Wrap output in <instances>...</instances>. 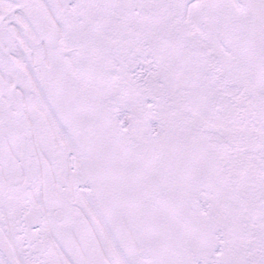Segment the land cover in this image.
Masks as SVG:
<instances>
[{"label": "snow or ice", "instance_id": "6c2138e0", "mask_svg": "<svg viewBox=\"0 0 264 264\" xmlns=\"http://www.w3.org/2000/svg\"><path fill=\"white\" fill-rule=\"evenodd\" d=\"M0 264H264V0H0Z\"/></svg>", "mask_w": 264, "mask_h": 264}]
</instances>
